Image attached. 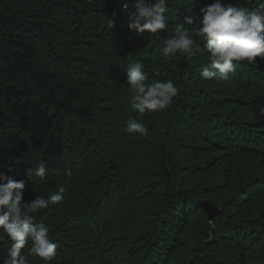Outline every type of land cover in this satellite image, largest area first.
I'll use <instances>...</instances> for the list:
<instances>
[{
	"label": "trees",
	"instance_id": "obj_1",
	"mask_svg": "<svg viewBox=\"0 0 264 264\" xmlns=\"http://www.w3.org/2000/svg\"><path fill=\"white\" fill-rule=\"evenodd\" d=\"M126 2L0 0V173L25 181L22 203L63 189L36 214L58 245L50 264H264V61L206 81L200 38L191 56L160 44L215 0H168L160 35L129 30ZM132 61L148 83L174 82L168 109L131 107ZM129 119L148 135L127 133ZM40 161L52 171L29 179ZM203 202L219 209L213 223ZM10 246L4 236L0 264Z\"/></svg>",
	"mask_w": 264,
	"mask_h": 264
},
{
	"label": "clouds",
	"instance_id": "obj_2",
	"mask_svg": "<svg viewBox=\"0 0 264 264\" xmlns=\"http://www.w3.org/2000/svg\"><path fill=\"white\" fill-rule=\"evenodd\" d=\"M129 3L131 9H129ZM168 0H128L123 11L127 14L126 26L138 33L160 35L169 27L166 15ZM200 17L186 18L175 25V34L170 37L161 35V51L166 58L177 54L191 56L201 48L194 37L200 38L209 56V63L200 71V77L206 81H227L234 74L237 64L246 61L255 64L256 58L264 61V8L232 6L215 0L214 3L200 8ZM186 25H195L189 29ZM107 27L113 29L114 23L107 21ZM126 84L131 93V107L140 114L160 112L168 109L177 94L174 82L154 80L148 83L141 61L126 64ZM264 113V106L260 108ZM125 131L130 134L147 136L148 129L143 123L129 119ZM11 171V169H9ZM47 164L40 161L30 168L28 177L43 181L49 172ZM25 181L16 180L0 173V240L6 236L11 246L3 264H28V255L38 257L43 264L57 255L58 245L49 237V227L37 222V213L48 208L49 204H59L63 200V189L47 199H36L22 203ZM31 247L28 254L22 252L26 245Z\"/></svg>",
	"mask_w": 264,
	"mask_h": 264
},
{
	"label": "water",
	"instance_id": "obj_3",
	"mask_svg": "<svg viewBox=\"0 0 264 264\" xmlns=\"http://www.w3.org/2000/svg\"><path fill=\"white\" fill-rule=\"evenodd\" d=\"M202 207L203 209L206 211L210 222H214L216 219V216L219 212V209L216 208L213 204H211L210 202H203L202 203Z\"/></svg>",
	"mask_w": 264,
	"mask_h": 264
}]
</instances>
